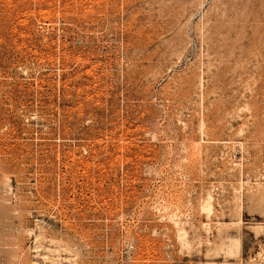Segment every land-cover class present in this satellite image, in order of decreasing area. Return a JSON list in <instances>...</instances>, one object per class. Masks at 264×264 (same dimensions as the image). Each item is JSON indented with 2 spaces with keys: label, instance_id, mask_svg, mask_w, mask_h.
I'll list each match as a JSON object with an SVG mask.
<instances>
[{
  "label": "rangeland",
  "instance_id": "1",
  "mask_svg": "<svg viewBox=\"0 0 264 264\" xmlns=\"http://www.w3.org/2000/svg\"><path fill=\"white\" fill-rule=\"evenodd\" d=\"M0 264H264V0H0Z\"/></svg>",
  "mask_w": 264,
  "mask_h": 264
}]
</instances>
